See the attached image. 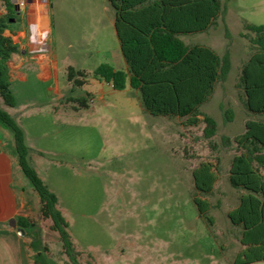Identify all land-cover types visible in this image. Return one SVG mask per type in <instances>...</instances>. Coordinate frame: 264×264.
<instances>
[{
    "label": "rangeland",
    "instance_id": "374dc122",
    "mask_svg": "<svg viewBox=\"0 0 264 264\" xmlns=\"http://www.w3.org/2000/svg\"><path fill=\"white\" fill-rule=\"evenodd\" d=\"M221 2L223 10L208 30L180 34L189 45L209 46L219 56L230 53L226 78L197 109L200 118L208 114L217 123L207 138L203 121L191 126L181 117L152 115L128 81L115 89L94 76L100 64L125 69L107 0H49L55 80L64 100L56 99L54 79L40 84L31 77L29 85L13 83L12 91L26 130L28 161L57 196L81 264H234L242 227L232 224L227 212L243 189L228 181L237 149L235 143L224 144L222 136L243 132L245 120L252 118L238 85L250 53L241 31L243 23L264 25V0ZM13 18L12 12L7 19ZM69 66L88 73L84 85L68 80ZM68 96L86 98V106ZM0 106L8 108L1 97ZM223 109L232 110V120L224 119ZM204 160L212 161L218 173L212 192L201 195L211 204L212 225L193 201L192 169ZM20 175L16 182L33 204L36 194ZM40 223L35 225L34 244L41 252L36 260L67 264L58 232L46 228L45 218Z\"/></svg>",
    "mask_w": 264,
    "mask_h": 264
},
{
    "label": "trees",
    "instance_id": "16d2710c",
    "mask_svg": "<svg viewBox=\"0 0 264 264\" xmlns=\"http://www.w3.org/2000/svg\"><path fill=\"white\" fill-rule=\"evenodd\" d=\"M114 9V28L127 69L100 64L94 76L110 82L115 89L129 85L139 91L144 109L155 116L184 118V125L203 121V134L212 137L217 128L215 119L202 114L198 107L212 95L215 84L224 80L231 67L229 51L219 56L216 51L199 44L189 45L180 38L183 33L204 32L222 12L221 0H107ZM8 4L11 6L9 0ZM8 15L0 16V97L5 106H15L11 89L8 60L17 46L4 35ZM241 35L248 41L250 53L242 63L238 85L244 95L245 107L252 118L245 120L243 132L233 137L222 136L224 144L235 143L228 170L231 186L241 188L239 201L227 212L232 224L242 227V247L234 264L264 260V25L243 23ZM88 73L67 68V78L74 86H82ZM86 106V98L67 97ZM226 121L232 120V110L223 109ZM0 123L13 135L17 163L38 196L39 212L50 220V229L58 232L67 264H81L67 230L68 223L57 207V196L30 165V148L23 128L0 106ZM195 188L193 201L200 215L214 223L208 215L211 204L201 195L210 194L218 179L212 161H201L192 169ZM22 224L21 220H18ZM23 226V225H22ZM35 264H39L35 261Z\"/></svg>",
    "mask_w": 264,
    "mask_h": 264
},
{
    "label": "crops",
    "instance_id": "0c3cea01",
    "mask_svg": "<svg viewBox=\"0 0 264 264\" xmlns=\"http://www.w3.org/2000/svg\"><path fill=\"white\" fill-rule=\"evenodd\" d=\"M9 2L11 6L7 0H0V16L8 15L9 8L13 9L14 18L7 20L4 29V35L11 37L17 46L8 60L11 89L13 83L29 85L31 77L40 84L54 79L56 99L64 100L55 80L56 51L52 39L49 0ZM17 105L15 98V106L3 109L23 128L27 140L25 127L19 122L15 111ZM57 108L58 103L54 110L57 111ZM19 170L12 132L0 123V264H35L36 256L41 254L40 246L34 244L37 238L35 225L38 223L43 226L40 223L39 199L35 195L33 204L25 199L24 190L19 188L20 182H16V177L21 176ZM13 221L15 226L12 225ZM45 221L46 228L50 229V220L45 218ZM18 228L24 232H18ZM43 248L46 250V245Z\"/></svg>",
    "mask_w": 264,
    "mask_h": 264
},
{
    "label": "water",
    "instance_id": "95a60500",
    "mask_svg": "<svg viewBox=\"0 0 264 264\" xmlns=\"http://www.w3.org/2000/svg\"><path fill=\"white\" fill-rule=\"evenodd\" d=\"M12 225L15 226V222L14 221L12 222ZM18 232L23 233L24 230L22 228H18Z\"/></svg>",
    "mask_w": 264,
    "mask_h": 264
},
{
    "label": "built area",
    "instance_id": "2783aa9c",
    "mask_svg": "<svg viewBox=\"0 0 264 264\" xmlns=\"http://www.w3.org/2000/svg\"><path fill=\"white\" fill-rule=\"evenodd\" d=\"M22 3V2H21Z\"/></svg>",
    "mask_w": 264,
    "mask_h": 264
}]
</instances>
